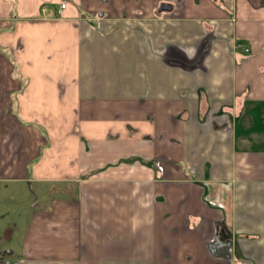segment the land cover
<instances>
[{"label":"crops","instance_id":"1","mask_svg":"<svg viewBox=\"0 0 264 264\" xmlns=\"http://www.w3.org/2000/svg\"><path fill=\"white\" fill-rule=\"evenodd\" d=\"M62 1L0 0V264H264V0Z\"/></svg>","mask_w":264,"mask_h":264},{"label":"rangeland","instance_id":"2","mask_svg":"<svg viewBox=\"0 0 264 264\" xmlns=\"http://www.w3.org/2000/svg\"><path fill=\"white\" fill-rule=\"evenodd\" d=\"M60 3H61V2H56V3H54V5L52 4V5H51V9H53L54 6H58V5L60 6ZM106 8H107V6H106L105 4L98 5V7L96 8L95 11H99V12H101V11H103V10H107ZM14 222H16L15 219H14Z\"/></svg>","mask_w":264,"mask_h":264},{"label":"built area","instance_id":"3","mask_svg":"<svg viewBox=\"0 0 264 264\" xmlns=\"http://www.w3.org/2000/svg\"><path fill=\"white\" fill-rule=\"evenodd\" d=\"M67 4H68V0H63V1L61 2V6H60V8L58 9V13H59V14L62 13V11L66 8ZM245 51L247 52L248 50L246 49Z\"/></svg>","mask_w":264,"mask_h":264},{"label":"water","instance_id":"4","mask_svg":"<svg viewBox=\"0 0 264 264\" xmlns=\"http://www.w3.org/2000/svg\"><path fill=\"white\" fill-rule=\"evenodd\" d=\"M168 9H171V7L169 5H163L161 10L164 11V10H168Z\"/></svg>","mask_w":264,"mask_h":264}]
</instances>
